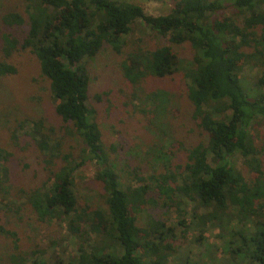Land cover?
Masks as SVG:
<instances>
[{"label": "trees", "instance_id": "16d2710c", "mask_svg": "<svg viewBox=\"0 0 264 264\" xmlns=\"http://www.w3.org/2000/svg\"><path fill=\"white\" fill-rule=\"evenodd\" d=\"M137 21L154 33V42L125 38ZM0 22V29H19L1 34L0 86L17 72L8 59L18 49L28 51L62 121L57 129L42 115H20L15 108L0 113L14 143L27 136L40 152L45 179L20 190L26 202L41 221H65L81 242L78 259L66 264H167L183 238H176L171 222L186 225L181 201L194 203L192 216L201 226L217 227L226 237L228 264H264V129L251 133L264 125V0H174L158 15L128 1L17 0L0 13ZM183 43L189 56L177 51ZM101 49L122 54L117 75L128 86V103L137 101L134 112L143 108L151 115L147 128L154 140L143 150L134 142L119 165L122 146L102 140L88 103L89 61ZM248 68L254 75L242 76ZM173 74L182 76L189 103L176 116L175 92L142 87ZM179 132L184 158L174 162L163 141ZM68 135L78 152L64 148ZM10 158L0 145V204L11 189ZM86 161L95 164L104 206L79 202L75 175ZM229 217L236 220L231 227ZM27 264L47 263L33 256Z\"/></svg>", "mask_w": 264, "mask_h": 264}, {"label": "rangeland", "instance_id": "374dc122", "mask_svg": "<svg viewBox=\"0 0 264 264\" xmlns=\"http://www.w3.org/2000/svg\"><path fill=\"white\" fill-rule=\"evenodd\" d=\"M118 1H128L141 5L148 14L153 15L167 13L174 3V0ZM16 3L17 0H0V13L13 8ZM18 30L2 26L0 29V48L2 46V32H11L16 35ZM152 37H154V33L137 21L132 25L131 32L125 38L128 41L144 39L146 43H151L154 42L151 40ZM144 41L142 43H145ZM177 51L181 57L191 54L188 43H183L181 47L177 46ZM121 59V53L117 55L108 49H101L89 61L88 68L91 80L88 103L94 111L102 140L106 143H120L122 146L119 147L121 152L116 159L117 165L123 162L122 155L129 147L134 149V142L138 144V146L136 144L137 148L135 149L143 150L154 140V135L147 128L151 117L148 110L140 108L134 112L135 104L138 102L128 103V86L120 82V77L117 75ZM8 61L16 67L17 72L3 78L0 86V113L3 112L2 110H9L13 113L15 108L18 110L16 111L17 114L20 115L26 114L32 118L42 115L47 118L49 124L59 129L62 121L54 112V101L47 88L46 80L39 75V66L35 57L26 50L18 49ZM254 73L255 68H248L242 76L251 77ZM142 87L151 89L160 87L161 93L175 92L177 97H174L177 100V106L172 110L175 116L179 115L178 109H188L187 96L183 93L184 81L180 74L147 79ZM158 103H162V101L158 99ZM174 110L177 111L174 112ZM173 115H170L171 123H173ZM184 118L188 120V116ZM4 127L0 124V145L11 154L7 163L11 189L7 198L0 204V227L8 231V233H2L0 230V264H10L14 257L20 259L24 264H27L33 256L43 259L47 264H66L72 259H78L81 242L68 233L66 222L39 220L32 207L26 202V195L20 192L23 188L33 187L39 184L41 179H45L38 158L40 152L27 136L21 137L18 143H14ZM26 129L28 130V128ZM262 129H264V125L254 126L251 133L255 136V133L257 134L258 130L262 131ZM59 133L63 134L61 131H58ZM179 138H181V132L176 133L175 136L169 135L163 141L164 146H168L167 148L171 150L168 155L170 154L171 160L174 162L182 161L184 158L183 151L178 150L179 147L176 143ZM65 139L64 148L74 149V152H78V142L75 137L68 135ZM186 140L189 139L186 138ZM26 163L29 169L24 167ZM237 163L240 165L239 159H237ZM94 175V162L86 161L75 175L76 194L82 204L90 207L104 206L103 201L98 197L100 183L95 181ZM181 203L180 208L184 210L183 217L186 225L185 227L178 225L176 219L171 222V225L176 227L177 239L183 236L181 238L183 242H180L182 240L178 242L177 251L174 256L168 257L167 264H228L229 254L225 241L226 237L220 234L221 232L217 227L204 228L198 223L197 218L192 216L194 203L186 201H181ZM153 210V214L160 216L157 214L161 211L158 207L153 208ZM149 212L146 208L139 218L140 223L146 222ZM203 212L205 210L202 208L198 210V213ZM172 216L170 214V217ZM226 221L230 222L228 225L231 227L236 220L229 217ZM248 225L251 224L248 223Z\"/></svg>", "mask_w": 264, "mask_h": 264}]
</instances>
